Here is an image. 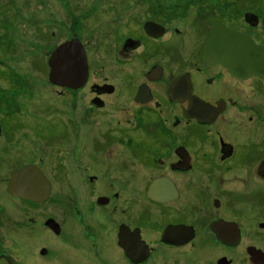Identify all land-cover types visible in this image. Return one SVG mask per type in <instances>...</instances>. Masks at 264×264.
<instances>
[{"label":"flooded vegetation","instance_id":"af4514ba","mask_svg":"<svg viewBox=\"0 0 264 264\" xmlns=\"http://www.w3.org/2000/svg\"><path fill=\"white\" fill-rule=\"evenodd\" d=\"M138 4L129 11L139 17L112 29L119 35L100 67L72 37L85 51L86 81L55 86L59 95L86 91L89 128L65 131L56 114L28 113L21 144L0 145V256L18 264L9 240L31 264L86 261L91 248L126 264H264V54L227 58L210 39L224 25L264 47V0H217L206 13L202 2L196 15L210 24L190 54L173 44L187 39L186 22L173 28L157 1ZM5 131L0 124V143ZM64 136L75 145L71 161L56 160ZM29 165L48 182L43 201L9 191ZM56 178L68 192H52Z\"/></svg>","mask_w":264,"mask_h":264},{"label":"rangeland","instance_id":"374dc122","mask_svg":"<svg viewBox=\"0 0 264 264\" xmlns=\"http://www.w3.org/2000/svg\"><path fill=\"white\" fill-rule=\"evenodd\" d=\"M140 1H157L156 10L171 11L173 28L184 29L185 22L189 25L187 39L173 37V44L174 48L180 49L187 44L185 47L190 54L194 51L196 35L210 24L209 21L199 19L202 15H196L200 10V4L202 2L206 4L202 9L203 13H206L210 11L207 10V5L210 6L217 0H0V124L3 123L6 127L0 145L6 144L10 147L21 144L26 131L22 129V121L28 113L39 116L56 114L57 118H61L62 122L59 124L64 126L65 131L89 128L83 105V100L88 97L86 91L64 92L59 95L57 92L59 88L48 80V59L58 45L76 35L82 43L90 46L91 57L96 67H100L103 62L100 56L103 54L104 45L110 44L111 40H117L119 35L112 32V29L117 21L121 24L119 28L122 26L123 29L124 23H128L129 16L139 17L137 13L132 15L129 10H140L142 8L138 7ZM124 2L128 4H123ZM188 6L189 15L182 19V22L179 21L184 8ZM146 15L147 12L140 17ZM193 17L196 19L190 24ZM223 18L226 19L224 16ZM229 23L235 26L239 22ZM111 58L110 56V60ZM9 114L13 115L15 122H11ZM248 114L244 111V117ZM64 138L56 145V160L64 158L71 161L75 145L70 138L65 136ZM38 149L47 148L38 146ZM68 189L64 181L56 178L52 192L65 193ZM44 234L46 238L43 237V240L52 241V237L48 238L45 232ZM4 246L13 253L18 264H31L25 257V249L19 241L10 246L8 240ZM36 248L37 244L29 246L32 252H35ZM98 250L86 249L88 255L86 261L78 260L73 264H126L119 259L107 258L105 253L102 255ZM58 255L56 253V258ZM50 256L47 258L52 260L53 253ZM53 262L44 261L43 264H54ZM205 263L206 260H203L200 264Z\"/></svg>","mask_w":264,"mask_h":264},{"label":"water","instance_id":"95a60500","mask_svg":"<svg viewBox=\"0 0 264 264\" xmlns=\"http://www.w3.org/2000/svg\"><path fill=\"white\" fill-rule=\"evenodd\" d=\"M210 39L211 42L212 40L217 41L218 50L222 49L223 56L227 58H231L232 54L249 55L251 52L264 54V47H255L249 37L224 25H218ZM47 63L49 66L48 80L52 84L79 88L86 81L88 74L86 55L76 37L58 45L52 51ZM8 188L14 195L30 197L35 201L47 199L49 193L48 182L33 165L14 173ZM127 254L129 255L128 251ZM0 264H14V262L7 256L1 255Z\"/></svg>","mask_w":264,"mask_h":264},{"label":"bare ground","instance_id":"6f19581e","mask_svg":"<svg viewBox=\"0 0 264 264\" xmlns=\"http://www.w3.org/2000/svg\"><path fill=\"white\" fill-rule=\"evenodd\" d=\"M65 87V86H64Z\"/></svg>","mask_w":264,"mask_h":264}]
</instances>
